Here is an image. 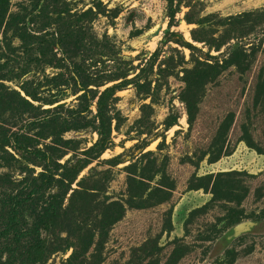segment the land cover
<instances>
[{
    "label": "rangeland",
    "instance_id": "374dc122",
    "mask_svg": "<svg viewBox=\"0 0 264 264\" xmlns=\"http://www.w3.org/2000/svg\"><path fill=\"white\" fill-rule=\"evenodd\" d=\"M60 1L68 12L50 28L63 34L70 22L76 26L64 52L85 74L105 80L104 86L90 89L102 91L114 84L118 88L113 144L71 185L50 239L73 233L70 242L78 243L88 232L95 235L90 251L72 264H264V235H258L264 228H253L219 255L213 254L214 242L229 230L233 216L241 212L240 221H252L264 210V0H174L177 13L172 26L166 0ZM35 2L9 0L13 12L30 10ZM87 10L93 14L85 18L82 13ZM130 15L133 18L127 21ZM37 22L42 25L45 19ZM78 30L82 45H74ZM166 33H172L173 40L163 42ZM18 55L24 57L21 42L12 32H0V63ZM62 56L58 53L56 58ZM203 69L209 73L199 79L197 72ZM59 72L43 62L7 85L19 90L17 85L24 80L44 82ZM56 92L43 87L39 97L50 101ZM78 95H57L58 102L50 105L35 102V114L66 119ZM188 103L195 105L191 120ZM94 104L85 121H93ZM171 114L177 115V124L166 130L164 123ZM230 116L232 125L225 130ZM4 121L13 125L10 115ZM32 129L30 135L42 131L37 125ZM217 137L224 138L230 155L201 160L202 154L215 153ZM63 139L71 140L78 154L92 146L97 135L88 129L68 132ZM51 140L45 132L38 147L45 149ZM72 155L64 154L58 163ZM28 167L34 175L42 171L36 162ZM3 171L16 181L25 175L0 168ZM223 172H232L248 188L240 206L210 203L211 195L202 189L189 190L191 180ZM162 173L167 185L157 195L140 189L139 177H151L153 188ZM168 193L167 201L159 203ZM2 194L12 195L13 190L0 189ZM129 197L142 208L126 205ZM111 202L121 203L125 212L99 234L98 219ZM28 215L26 211L25 222ZM72 251L53 253L43 264H67Z\"/></svg>",
    "mask_w": 264,
    "mask_h": 264
},
{
    "label": "trees",
    "instance_id": "16d2710c",
    "mask_svg": "<svg viewBox=\"0 0 264 264\" xmlns=\"http://www.w3.org/2000/svg\"><path fill=\"white\" fill-rule=\"evenodd\" d=\"M166 1L169 26H172L177 8L174 0ZM66 12H68L67 6L60 0H36L30 10L24 7L21 12L11 11L9 0H0V32L4 35L12 32L21 42L24 55V57L18 55L16 59L0 63V168L5 171L19 170L20 173L25 174L22 181H16L8 173L0 172V189L13 190L12 195L2 194L0 197V264H43L49 255L73 248L67 261V264H72V261H79L87 254L95 242V235L90 232L78 243L70 242V238L74 236L73 233L50 239L64 212V202L71 190V185L87 165L112 146V122L116 120L113 114V103L118 85L114 84L102 91L90 89V86L96 89L104 86L105 80L85 74V71L66 55L67 51L64 52V48L68 46V40L72 38L71 32L76 26L70 22L69 28L63 34L56 31L54 27L50 28L53 24H60ZM91 14H93L92 10H87L82 13V16L87 18ZM41 17L45 19L42 25L37 22ZM132 18L133 16L130 15L127 21H131ZM36 24L38 28L35 27ZM172 36V33H166L162 41L170 42L173 40ZM74 38V45H82L84 38L79 30ZM6 48L10 52L13 51L9 44H6ZM58 53L63 55L61 59L56 58ZM43 62L51 68L59 69L60 72L50 78L46 77L44 82L24 80L18 83L19 90L7 85L20 80L33 68L41 66ZM197 73V77L202 79L209 72L203 69ZM43 87H47L48 91H57L56 95H51L52 100L48 101L39 97ZM68 92L73 96L80 93L76 97L77 105L68 109L69 117L59 120L58 117L49 115L40 117L35 114L37 111L35 102L50 105V102H58L57 95L64 96ZM93 102L95 103L93 121H85V114L89 113ZM194 111L195 105L188 103L189 120L192 119ZM5 115L8 117L10 115L13 125L9 126L4 121ZM232 122L233 119L230 116L223 124L224 129L230 128ZM176 124L177 115L171 114L165 120V129H170ZM36 125L42 131L30 135L32 128ZM44 128H46L45 131H43ZM88 129L96 133V141L92 146L75 154L72 141L63 139V135L71 131L80 132ZM45 132L52 137V140L49 146L41 149L38 146ZM217 138L219 140H214L213 146L219 149H215V153L212 154L211 151L202 154L201 160L209 156L211 160L217 161L230 155L228 148L224 147L226 142L224 138ZM245 142L250 148L260 152L249 141L245 140ZM66 153L73 154L71 159L66 160L64 164L58 163V160ZM35 162L42 168V171L36 175L28 167V164L35 165ZM153 167L152 164L150 169ZM141 172L146 174L145 170ZM147 172L149 174L150 170ZM166 181L162 173L159 181L151 188L152 178L144 179L143 175L139 177L138 184L140 189L146 192L151 189L148 195L154 196L164 184L167 185ZM18 188L21 190L19 191ZM201 189L211 195L210 203L225 201L233 202L237 206L241 205L249 192L246 186L233 178L232 172L212 173L191 180L189 190ZM168 197L169 193L161 197L159 203H165ZM126 205L131 208H142V205L134 202L132 197H129ZM26 211L29 212L27 222H25ZM124 212L125 207L119 202H111L104 206L98 219L99 234H104L108 227L118 222ZM239 215L241 212L232 217L229 230L214 242V255H219L227 249L232 240L251 232L253 228H264V210H262L252 220L256 223L255 227L247 233L232 238L231 229L242 222ZM258 235H264V230Z\"/></svg>",
    "mask_w": 264,
    "mask_h": 264
},
{
    "label": "water",
    "instance_id": "95a60500",
    "mask_svg": "<svg viewBox=\"0 0 264 264\" xmlns=\"http://www.w3.org/2000/svg\"><path fill=\"white\" fill-rule=\"evenodd\" d=\"M255 226L256 223L252 221L241 222L231 229V236L232 238H236L244 233L249 232Z\"/></svg>",
    "mask_w": 264,
    "mask_h": 264
}]
</instances>
